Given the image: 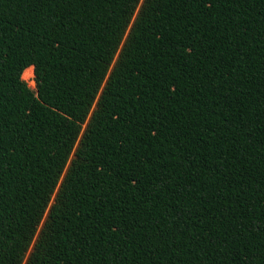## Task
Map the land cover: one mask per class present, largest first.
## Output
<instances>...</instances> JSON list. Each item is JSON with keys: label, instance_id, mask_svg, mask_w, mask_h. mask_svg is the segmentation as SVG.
Returning a JSON list of instances; mask_svg holds the SVG:
<instances>
[{"label": "trees", "instance_id": "obj_1", "mask_svg": "<svg viewBox=\"0 0 264 264\" xmlns=\"http://www.w3.org/2000/svg\"><path fill=\"white\" fill-rule=\"evenodd\" d=\"M0 264H264V0H0Z\"/></svg>", "mask_w": 264, "mask_h": 264}, {"label": "rangeland", "instance_id": "obj_2", "mask_svg": "<svg viewBox=\"0 0 264 264\" xmlns=\"http://www.w3.org/2000/svg\"><path fill=\"white\" fill-rule=\"evenodd\" d=\"M22 81L25 82V84L32 89L33 88V82H32V75L28 73V71L24 70L21 74Z\"/></svg>", "mask_w": 264, "mask_h": 264}]
</instances>
